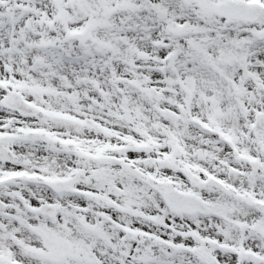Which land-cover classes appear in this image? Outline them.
Segmentation results:
<instances>
[{
  "label": "snow or ice",
  "instance_id": "obj_1",
  "mask_svg": "<svg viewBox=\"0 0 264 264\" xmlns=\"http://www.w3.org/2000/svg\"><path fill=\"white\" fill-rule=\"evenodd\" d=\"M0 264H264V0H0Z\"/></svg>",
  "mask_w": 264,
  "mask_h": 264
}]
</instances>
